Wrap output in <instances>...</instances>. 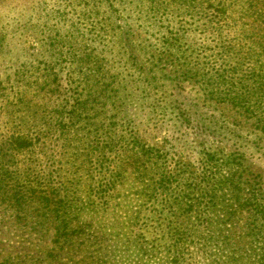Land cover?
<instances>
[{
	"label": "rangeland",
	"instance_id": "374dc122",
	"mask_svg": "<svg viewBox=\"0 0 264 264\" xmlns=\"http://www.w3.org/2000/svg\"><path fill=\"white\" fill-rule=\"evenodd\" d=\"M253 3L264 11V0ZM157 6L162 9L154 12L140 0L108 6L99 0H0V125L5 110H17L11 119L39 109L26 104L84 102L75 130H45L38 167L84 204L100 181L114 182L102 209L76 208L71 220L80 227L66 241L55 239L53 219L19 218L0 203V262L203 264L191 243L198 235L209 240L227 233L230 243L245 238L252 214L241 203L247 191L239 200L226 186L218 185V192L201 156L216 148L242 150L249 170L243 174L258 179L263 133L219 98L221 36L205 30L207 4L161 0ZM260 19L250 18L242 30L264 41ZM180 101L196 103L203 115L182 123L175 112ZM198 123L208 129L201 132ZM119 160L124 171L117 175ZM219 172L226 176L228 169ZM209 191L219 194L212 206ZM217 217L223 223L210 224Z\"/></svg>",
	"mask_w": 264,
	"mask_h": 264
},
{
	"label": "trees",
	"instance_id": "16d2710c",
	"mask_svg": "<svg viewBox=\"0 0 264 264\" xmlns=\"http://www.w3.org/2000/svg\"><path fill=\"white\" fill-rule=\"evenodd\" d=\"M140 1L147 3L151 11L162 9L160 6L156 7L161 0ZM164 1L171 6L181 3L186 7H192L197 3V0ZM203 1L207 4L203 17L205 30L221 36L218 48L220 58L224 62L216 70L217 86L220 88L217 89L219 98L252 122L255 128L263 133L260 138L264 140V41L256 36L257 33L250 31L248 35L242 30L250 18L254 20L255 17H260V21L264 23V11L261 13L257 10L254 0ZM103 2L108 6L111 0H99V5ZM238 25L244 27L240 28L242 34H237ZM11 104L16 107L18 102ZM31 105L39 109L28 114L30 116L16 114L10 119L8 115L16 113L17 110L14 108L8 112L5 110L7 114L5 125H0V203L11 208L19 218L32 214L53 219L56 221L55 239L66 241L80 227L72 224L71 220L76 208L77 210L85 208L86 205L89 210L102 209L108 202L110 187H113L114 182L100 181L101 184L92 189L94 191L95 188L94 194L88 193L87 198L90 200H84L87 202L84 204L79 196L70 193L72 190L67 184L53 185L46 180L37 163L39 139L45 130L60 134L75 130V125L85 112L87 104L74 100L48 103L43 108H40V104L34 103L26 104L24 107L31 109ZM196 105L185 101L175 103L176 115L182 123L189 124L192 115L198 113L203 115ZM203 126L204 124L199 123L196 125L201 132L208 129ZM258 141L259 138H255V143ZM21 155L25 158L22 162L18 159ZM201 157L205 171L210 168L212 180L216 179L218 192H221L218 185H222V188L226 186L232 196L239 200L240 192L247 191V200L244 199L241 203L246 202V207L249 204L252 214L250 220L246 222V229L242 232L245 237L243 240L230 243L227 233L210 234L208 240L200 234L198 236L201 238L197 237L191 242L197 254L203 258V264H264V172L255 174L258 179L253 175L243 174L247 171L244 164L246 155L244 151L238 149L224 154L223 150L216 148L207 151ZM119 162L120 168L114 171L117 175H120L121 170L124 171V161ZM223 167L228 169L226 176L219 172ZM230 168L233 172H229ZM218 192L208 194L211 206L215 205L214 200L218 197ZM185 193L184 196L188 197V193ZM230 217L229 215L228 218ZM212 222L222 224L223 220L217 217L216 221L210 220V224ZM174 234L177 233L174 231ZM177 237L181 241L182 237L180 235ZM0 264L12 263L1 261Z\"/></svg>",
	"mask_w": 264,
	"mask_h": 264
}]
</instances>
